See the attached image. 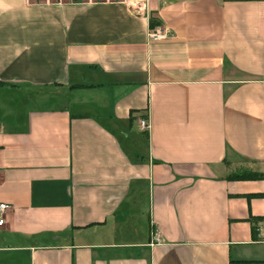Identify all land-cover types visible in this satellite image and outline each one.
I'll list each match as a JSON object with an SVG mask.
<instances>
[{
	"label": "crops",
	"instance_id": "obj_1",
	"mask_svg": "<svg viewBox=\"0 0 264 264\" xmlns=\"http://www.w3.org/2000/svg\"><path fill=\"white\" fill-rule=\"evenodd\" d=\"M232 156L264 174V0H0V264H264Z\"/></svg>",
	"mask_w": 264,
	"mask_h": 264
},
{
	"label": "built area",
	"instance_id": "obj_2",
	"mask_svg": "<svg viewBox=\"0 0 264 264\" xmlns=\"http://www.w3.org/2000/svg\"><path fill=\"white\" fill-rule=\"evenodd\" d=\"M166 36V30H164L161 25H158L154 28L151 29L150 33H149V37L152 40L158 41L163 39ZM138 125H139V130L141 132H148L150 129V120L147 116L141 117L138 120ZM11 209V205L7 204V203H2L0 202V227H3L6 225L7 221H6V214L7 212ZM153 237L155 240H159L160 239V234L158 230H155L153 232ZM262 241H264V232L262 234Z\"/></svg>",
	"mask_w": 264,
	"mask_h": 264
},
{
	"label": "rangeland",
	"instance_id": "obj_3",
	"mask_svg": "<svg viewBox=\"0 0 264 264\" xmlns=\"http://www.w3.org/2000/svg\"><path fill=\"white\" fill-rule=\"evenodd\" d=\"M36 1H39V2H42V1H51V2H57V1H69V0H36ZM233 163L230 165V167L232 168V171H231V174L230 175H237V174H241L245 171L247 172H255V171H251L249 169H253V164L252 163H249L248 160H244V158L242 157H235V156H232L231 157ZM256 167V166H255ZM237 168V170H235Z\"/></svg>",
	"mask_w": 264,
	"mask_h": 264
},
{
	"label": "trees",
	"instance_id": "obj_4",
	"mask_svg": "<svg viewBox=\"0 0 264 264\" xmlns=\"http://www.w3.org/2000/svg\"><path fill=\"white\" fill-rule=\"evenodd\" d=\"M161 21L158 20L157 18H155L154 16H151L150 18V26L151 28H154L158 25H161ZM264 177V174L262 173H259V172H243L241 174H237V175H229V178L230 179H239V180H242V179H258V178H262Z\"/></svg>",
	"mask_w": 264,
	"mask_h": 264
}]
</instances>
